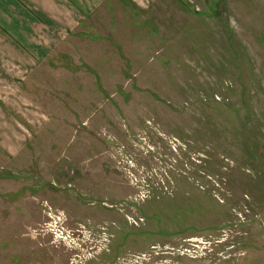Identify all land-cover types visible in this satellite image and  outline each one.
<instances>
[{
  "label": "rangeland",
  "instance_id": "1",
  "mask_svg": "<svg viewBox=\"0 0 264 264\" xmlns=\"http://www.w3.org/2000/svg\"><path fill=\"white\" fill-rule=\"evenodd\" d=\"M68 29L0 75V264H264V0Z\"/></svg>",
  "mask_w": 264,
  "mask_h": 264
},
{
  "label": "crops",
  "instance_id": "2",
  "mask_svg": "<svg viewBox=\"0 0 264 264\" xmlns=\"http://www.w3.org/2000/svg\"><path fill=\"white\" fill-rule=\"evenodd\" d=\"M139 2L142 0H0V75L10 64L25 70L39 68L48 50L46 44L64 38L74 20L87 18L98 7H137ZM5 109L9 112L7 106ZM1 145L0 154L10 155Z\"/></svg>",
  "mask_w": 264,
  "mask_h": 264
},
{
  "label": "built area",
  "instance_id": "3",
  "mask_svg": "<svg viewBox=\"0 0 264 264\" xmlns=\"http://www.w3.org/2000/svg\"><path fill=\"white\" fill-rule=\"evenodd\" d=\"M134 177V176H133ZM145 182L143 183V185H145L146 184V180L145 179H143ZM141 181V180H140ZM140 181H137L136 183V185L135 186H137V189L139 190V191H137V193L134 195V200L136 201V199H137V197H142V198H146V197H148V194L147 193H144V192H142L145 188H144V186L142 187V186H140L141 184H140ZM131 199H133V197L131 198ZM155 250V252H156V254H158V253H160V249L158 248H155L154 249ZM165 250V249H164ZM159 251V252H158ZM173 250H171V252H172Z\"/></svg>",
  "mask_w": 264,
  "mask_h": 264
}]
</instances>
